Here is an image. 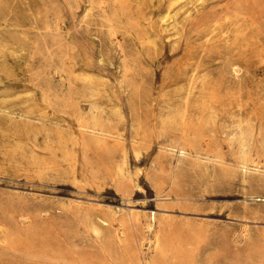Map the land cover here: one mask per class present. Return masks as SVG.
<instances>
[{"label":"rangeland","instance_id":"rangeland-1","mask_svg":"<svg viewBox=\"0 0 264 264\" xmlns=\"http://www.w3.org/2000/svg\"><path fill=\"white\" fill-rule=\"evenodd\" d=\"M0 264H264V0H0Z\"/></svg>","mask_w":264,"mask_h":264},{"label":"bare ground","instance_id":"bare-ground-1","mask_svg":"<svg viewBox=\"0 0 264 264\" xmlns=\"http://www.w3.org/2000/svg\"><path fill=\"white\" fill-rule=\"evenodd\" d=\"M172 12V11H171ZM233 67V66H232ZM232 69V68H231ZM244 148V147H243ZM240 162V161H239ZM242 163V162H240ZM245 172V171H244ZM152 220L154 221L155 220V217L152 218ZM149 227L151 228L152 227V223L149 225Z\"/></svg>","mask_w":264,"mask_h":264}]
</instances>
